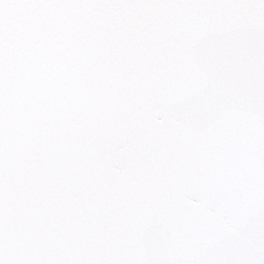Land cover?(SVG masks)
Masks as SVG:
<instances>
[{
    "label": "snow or ice",
    "instance_id": "1",
    "mask_svg": "<svg viewBox=\"0 0 264 264\" xmlns=\"http://www.w3.org/2000/svg\"><path fill=\"white\" fill-rule=\"evenodd\" d=\"M0 264H264V0H0Z\"/></svg>",
    "mask_w": 264,
    "mask_h": 264
}]
</instances>
